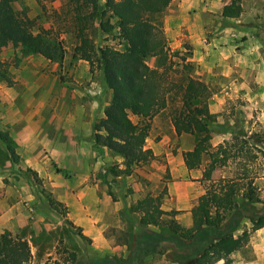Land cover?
<instances>
[{
  "label": "rangeland",
  "instance_id": "rangeland-1",
  "mask_svg": "<svg viewBox=\"0 0 264 264\" xmlns=\"http://www.w3.org/2000/svg\"><path fill=\"white\" fill-rule=\"evenodd\" d=\"M179 2L172 0L161 14L166 47L175 62L168 77L176 86L157 113L171 121L180 108L186 76H191L207 85V130L173 132L163 123L160 134L150 135L149 127L145 143L153 144L156 153L124 174L118 173L125 167L122 157L91 139L111 90L97 67L90 70L88 61L72 55L81 37H90L96 46L123 49L116 25L103 31L91 15L87 28L80 30L66 0L13 1L35 28L49 30L65 47L61 61L12 43L0 47L11 80H0V225L28 241L33 252L27 264L66 260L70 253L74 259L65 264H79L75 260L81 252L109 260L116 243L119 248L111 249L118 253L115 264H179V253H191L221 232L241 234L250 228L251 217L264 213V0H236L239 12L230 16L222 15V4L231 0H203L208 6L197 8ZM201 27L204 35L192 43ZM155 59L148 55L146 62L152 67ZM199 140L207 151L187 168L183 152ZM216 149L226 155L222 164L208 155ZM221 177L238 180L236 207L225 211L217 228L203 226L191 237L185 235L182 228L191 226L197 202ZM109 179L127 180L116 181L114 189ZM249 190L253 202L243 198ZM109 192L123 215L118 219L109 215ZM66 193L81 195L83 210L79 201H71L72 214L93 216L99 232L95 237L83 234L69 217V205L59 198ZM146 195L158 197L164 211L158 224L141 221L142 212L135 208ZM174 224L181 228L173 229ZM238 252L250 258L244 245Z\"/></svg>",
  "mask_w": 264,
  "mask_h": 264
},
{
  "label": "trees",
  "instance_id": "trees-1",
  "mask_svg": "<svg viewBox=\"0 0 264 264\" xmlns=\"http://www.w3.org/2000/svg\"><path fill=\"white\" fill-rule=\"evenodd\" d=\"M15 0H0V47L12 43L25 52L38 53L50 60L61 61L65 47L62 40L53 36L49 30L34 26L33 19L13 7ZM42 3L45 0H36ZM170 0H66L72 12L77 29L87 28L91 15L97 18L103 31H110L114 24L118 35L125 41V47L96 46L90 37H81L73 46V57L89 62L90 70L97 67L103 80L111 90V98L103 109V116L94 123L91 139L93 143L106 147L120 155L125 167L118 173L130 174L132 165L148 161L153 154L146 146L150 119L168 102L170 93L176 86L169 79L167 69L173 63L166 47L161 14ZM239 7L236 0L222 7V15H236ZM115 18V23H111ZM148 55L156 56L151 67L146 62ZM188 64V63H186ZM0 80L11 82L4 61L0 59ZM207 85L196 78L186 76L181 91V105L171 118L175 130L197 134L207 130L205 119L211 116L205 98ZM136 117V121L131 118ZM224 147H219V151ZM203 141L183 152V161L187 168H193L206 152ZM208 153L214 163L225 162L226 155ZM237 179L219 178L205 192V197L197 202L191 226L182 228V232L191 237L193 232L203 226L217 228L224 220L225 211L236 207L235 196ZM243 198L253 202L252 191ZM156 200V201H155ZM141 210V221L147 218L154 224L160 222L164 211L158 206V197L144 196L135 206ZM173 223V222H172ZM173 229L181 228L174 224ZM264 226V213L251 217V226L241 234L221 232L217 237L204 240L191 253H179V264H215L223 260L227 263L229 255L248 242L250 233ZM182 233V234H183ZM68 259L45 261L44 264H65L74 259L70 253ZM31 257L29 243L23 237L8 231L0 233V264H27Z\"/></svg>",
  "mask_w": 264,
  "mask_h": 264
},
{
  "label": "crops",
  "instance_id": "crops-1",
  "mask_svg": "<svg viewBox=\"0 0 264 264\" xmlns=\"http://www.w3.org/2000/svg\"><path fill=\"white\" fill-rule=\"evenodd\" d=\"M170 4H172V0H170L168 5ZM184 4L187 6H194L193 8H197L198 6H201V4H202V7H205L203 4L208 6V2L205 3L203 2V0H180L179 5L184 6ZM224 4H226V2H224L222 6ZM193 26L198 29L200 24H197V25L193 24ZM200 29L202 30L200 31ZM200 29H199V33H195L196 34L195 37L196 38L199 37V39L197 40L192 37L191 39L192 43H198L200 41V38H202L201 34L204 35L203 27H201ZM163 123H165V126L168 129L173 130V132L175 131L174 126L170 120L169 122L168 121L166 122V120H163V118L161 117V115H159V113H156L151 118L150 135L160 134L161 133L160 128L162 127ZM90 132L91 130H89L88 134H90ZM149 146L155 154L156 152L154 150L153 144H150ZM126 180L127 179H117L116 181H119V183L123 184L126 182ZM116 181L109 179V187H112L115 189L116 186L118 185L117 184L118 182ZM59 198L65 201L67 205H69V217H71V219L73 218V222L81 227L83 234H86L87 236L95 237L97 233H99L97 232L98 228H97V224L94 222L93 216L83 214L85 215V217L79 218V216L77 217V214L79 212L77 213L75 212L76 214H72V212H74V209H75L73 203H75L76 201H79L81 203L80 204L81 210H83L84 206L81 200V195H79V193L74 194V195H70V193H66V195L59 196ZM171 198L173 197L171 196ZM71 201H73V203ZM114 204L115 203L113 202L111 194L109 192V215H111L113 219H118L119 216H123V215L119 214V209H117L118 205L116 204L114 205ZM70 206H71V210H70ZM70 211H71V214H70ZM126 212H127L125 213L126 215L128 216L131 215V212H128V211ZM2 227L3 226L0 225V229ZM2 231H3V228L0 230V233ZM111 247H112L111 248L112 250H115V248H119L117 243ZM244 247H247L249 249L250 258L241 256V254L238 252V249H236L230 255L231 260L229 264H264V227H260V228L253 230L250 233L248 242L244 245ZM92 249L97 251L98 247H95ZM111 249H109V260L99 254L98 256L97 254H86L85 252H81L80 257L77 260H75V262H78L79 264H115V261H116L115 256H118V253H115V251H112ZM31 252H33L32 249H31ZM46 254H50V253H46ZM129 264L131 263L129 262Z\"/></svg>",
  "mask_w": 264,
  "mask_h": 264
}]
</instances>
